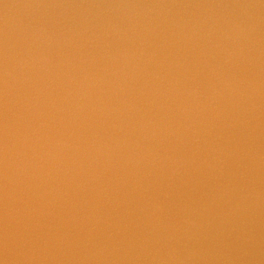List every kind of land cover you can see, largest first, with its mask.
Segmentation results:
<instances>
[{"label":"water","instance_id":"obj_1","mask_svg":"<svg viewBox=\"0 0 264 264\" xmlns=\"http://www.w3.org/2000/svg\"><path fill=\"white\" fill-rule=\"evenodd\" d=\"M0 264H264V0H0Z\"/></svg>","mask_w":264,"mask_h":264}]
</instances>
